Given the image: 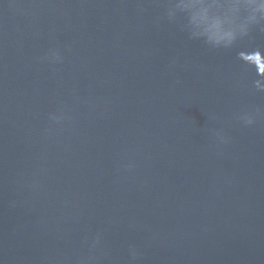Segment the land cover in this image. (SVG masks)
Segmentation results:
<instances>
[{"label": "water", "instance_id": "95a60500", "mask_svg": "<svg viewBox=\"0 0 264 264\" xmlns=\"http://www.w3.org/2000/svg\"><path fill=\"white\" fill-rule=\"evenodd\" d=\"M171 6L0 0V264H264V21Z\"/></svg>", "mask_w": 264, "mask_h": 264}, {"label": "clouds", "instance_id": "9594fccd", "mask_svg": "<svg viewBox=\"0 0 264 264\" xmlns=\"http://www.w3.org/2000/svg\"><path fill=\"white\" fill-rule=\"evenodd\" d=\"M170 3L169 17L177 12L185 13L190 34L204 38L211 46L229 47L237 35H246L251 25L264 21V0H170ZM210 8L224 10L228 14L210 17ZM249 56L264 59L259 50L238 53V59L247 65H250L246 63ZM256 75L264 78V74L256 72ZM255 87L264 91L260 80L255 82Z\"/></svg>", "mask_w": 264, "mask_h": 264}]
</instances>
